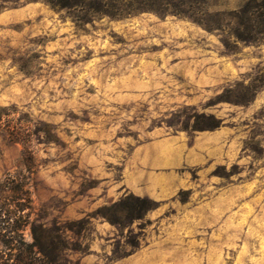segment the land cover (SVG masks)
<instances>
[{
	"label": "rangeland",
	"instance_id": "374dc122",
	"mask_svg": "<svg viewBox=\"0 0 264 264\" xmlns=\"http://www.w3.org/2000/svg\"><path fill=\"white\" fill-rule=\"evenodd\" d=\"M145 2L0 0V185L72 264H264V0ZM167 137L168 191H130Z\"/></svg>",
	"mask_w": 264,
	"mask_h": 264
},
{
	"label": "trees",
	"instance_id": "16d2710c",
	"mask_svg": "<svg viewBox=\"0 0 264 264\" xmlns=\"http://www.w3.org/2000/svg\"><path fill=\"white\" fill-rule=\"evenodd\" d=\"M150 5L139 0L133 9L151 10ZM256 25L264 31V20H257ZM140 200L149 199L144 196ZM31 213V199L24 183L12 178L4 180L0 185V264H72L64 230L56 229L52 235H42L41 223L31 218ZM25 227L30 240L22 236Z\"/></svg>",
	"mask_w": 264,
	"mask_h": 264
},
{
	"label": "crops",
	"instance_id": "0c3cea01",
	"mask_svg": "<svg viewBox=\"0 0 264 264\" xmlns=\"http://www.w3.org/2000/svg\"><path fill=\"white\" fill-rule=\"evenodd\" d=\"M182 145L176 144L170 138L152 141L138 146L132 152V158L139 168L124 174V183L134 193L161 198L170 186L168 169L178 165L181 161ZM164 170V171H151ZM167 173L168 181L157 182V175Z\"/></svg>",
	"mask_w": 264,
	"mask_h": 264
}]
</instances>
